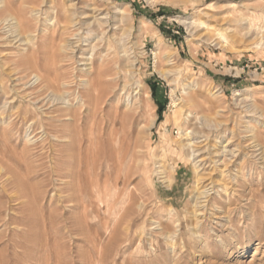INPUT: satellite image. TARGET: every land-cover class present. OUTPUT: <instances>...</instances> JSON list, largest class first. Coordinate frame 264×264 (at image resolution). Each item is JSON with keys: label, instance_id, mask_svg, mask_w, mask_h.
Returning <instances> with one entry per match:
<instances>
[{"label": "rangeland", "instance_id": "rangeland-1", "mask_svg": "<svg viewBox=\"0 0 264 264\" xmlns=\"http://www.w3.org/2000/svg\"><path fill=\"white\" fill-rule=\"evenodd\" d=\"M11 8L23 26L13 39L0 21V264H264V31L238 21L264 25V0Z\"/></svg>", "mask_w": 264, "mask_h": 264}, {"label": "bare ground", "instance_id": "bare-ground-1", "mask_svg": "<svg viewBox=\"0 0 264 264\" xmlns=\"http://www.w3.org/2000/svg\"><path fill=\"white\" fill-rule=\"evenodd\" d=\"M11 4H12V0H0V21L2 22V21H4V20H7V18L8 17H11V20H14V22L12 23V24H8V26L10 27V29L8 30L9 32H10V35L9 36H13V39H16L17 37H19V34H20V30H21V27L23 26V21H22V14L19 12V11H15V13L13 14V13H11L13 10H12V8H11ZM14 12V11H13ZM119 13V20H124L126 23H128L129 22V17L126 15V13H124V11H119L118 12ZM24 14V13H23ZM10 19V18H9ZM246 21L245 23H246V27H245V29H246V32L247 33H249L248 31H251L252 29L253 30H258L259 32H263L264 31V25H257V26H254L253 24H252V21H253V19L250 17V18H247V19H245V18H240L238 21ZM183 22L185 23V24H187V28H192V29H194V28H197V27H200V26H202V24H203V22H201V21H195V20H191V21H188L187 19H184L183 20ZM3 24V23H2ZM27 28V27H26ZM17 31V32H16ZM19 31V32H18ZM233 31V30H232ZM220 32V29L218 30V32H217V34L221 37V36H223L224 34H222V33H219ZM8 33V32H7ZM264 37V36H263ZM263 37H262V39H263ZM13 39H11V40H13ZM81 40V39H80ZM221 40V39H220ZM222 41H223V43H226V44H223V45H225V47H227V45H230L231 46V44L229 43V39H227V37H225V36H223L222 37ZM9 42H11V41H9ZM218 43V42H217ZM260 44V43H259ZM257 46H258V44H257ZM21 60V59H20ZM22 62V61H21ZM24 62V61H23ZM27 62H28V60H27ZM23 64V63H22ZM25 64V63H24ZM23 64V65H24ZM36 64V63H35ZM37 66V65H36ZM40 66V65H39ZM168 71H171V70H168ZM47 74V73H46ZM36 75V77L37 78H40V76L39 75H37V74H35ZM52 77V76H51ZM53 79V78H52ZM56 79V78H55ZM47 80H48V78H47ZM44 82V81H43ZM92 82V81H91ZM87 83V84H90L91 86L89 87V90L87 91V95H90V92H94V91H96V86H95V83ZM42 84H44V83H42ZM41 84V85H42ZM50 84V83H49ZM89 86V85H88ZM235 93V95H240V92H238V91H236V92H234ZM106 94V93H105ZM86 95V96H87ZM107 96V95H106ZM42 97V96H41ZM81 97H84V96H81ZM100 98V97H99ZM43 99V98H42ZM41 99V100H42ZM82 99V98H81ZM57 100V99H56ZM172 103H175L174 101L172 102ZM58 104V103H57ZM49 106H50V104H49ZM55 106H57V105H55ZM68 106V105H67ZM81 106V105H80ZM42 108V107H41ZM52 108V107H51ZM250 108V106L248 107V109ZM50 109V108H49ZM58 110H60V109H58ZM64 110V109H63ZM70 108L67 110V112H68V114H70ZM43 111V110H42ZM55 111H57V110H55ZM248 111V110H247ZM250 111V110H249ZM44 112V111H43ZM61 112V111H60ZM41 113V112H40ZM56 113V112H55ZM54 113V114H55ZM39 115V114H38ZM44 118V117H43ZM66 118V117H65ZM68 118V117H67ZM107 120H109V122L111 121L112 123L111 124H113V127H112V129H111V133H113V132H115V131H117V129H115L114 128V123H115V121H116V116H115V118L114 119H112V117H110V114H108V119ZM50 121V120H49ZM108 122V123H109ZM119 123H121V122H119ZM121 124H123V123H121ZM120 124V125H121ZM91 125H93V124H91ZM124 125H122V127H123ZM122 127H120V130H121V128ZM110 129V128H109ZM83 131V130H82ZM39 132V131H38ZM75 133H76V131H75ZM90 134V133H89ZM95 134V133H94ZM36 135V134H35ZM46 135V134H45ZM76 135V134H75ZM88 135V134H87ZM115 135H116V132H115ZM90 136V135H89ZM97 137V136H96ZM66 138H67V136H66ZM75 138V137H74ZM90 138H91V136H90ZM93 139V138H92ZM55 140V139H54ZM71 140V139H70ZM89 140V139H88ZM96 140V139H95ZM100 140H101V138H100ZM98 141V140H97ZM80 142V141H79ZM106 142V141H105ZM119 142H120V139H118V138H116V136L114 137V146H115V150H116V152L118 153V158H119V156H120V144H119ZM183 146H188V147H191L192 146V142L191 141H188V142H186V143H183ZM83 148H85L84 146H82ZM88 147V146H87ZM86 147V148H87ZM84 150V149H83ZM83 150H82V152H83ZM126 151V150H125ZM128 152V151H127ZM130 152H131V150H130ZM196 152V150H190L189 152H188V156L189 157H191V156H194V153ZM78 153H79V151H78ZM129 153V152H128ZM125 155V154H124ZM196 155V154H195ZM71 163V162H70ZM77 163V162H76ZM196 163V162H195ZM82 164H83V162H82ZM80 165V164H79ZM72 167V166H71ZM74 167H76V166H74ZM79 169V168H78ZM0 170H1V168H0ZM4 171V170H3ZM77 174V173H76ZM83 174V173H82ZM76 177V176H75ZM78 178V177H77ZM3 179H5V178H3ZM73 180V179H72ZM75 180V179H74ZM73 180V181H74ZM79 180V179H78ZM81 180V179H80ZM78 182V181H77ZM73 183V182H72ZM79 183H81V182H79ZM79 183H78V185H79ZM75 185V184H74ZM82 185V184H81ZM209 185V184H208ZM169 187H170V185H168ZM223 186V185H222ZM79 189H80V187H79ZM87 189V188H86ZM84 190V189H83ZM80 191V190H79ZM98 191V190H97ZM81 192V191H80ZM83 192V191H82ZM206 192V190H203V192L202 193H205ZM88 193V192H87ZM97 193V192H96ZM79 194H81V193H79ZM98 194H99V191H98ZM101 194V193H100ZM104 194V193H103ZM75 195H76V193H75ZM97 195V194H96ZM102 195V194H101ZM71 196V195H70ZM98 201H99V203L102 205V206H104V204H103V200H102V198H101V196L100 195H98ZM81 200V199H80ZM98 203V204H99ZM98 206H100V205H98ZM100 208V207H99ZM102 210V209H101ZM86 211V210H85ZM1 215V214H0ZM116 220V219H115ZM110 232H112V231H110ZM111 240V239H110ZM109 240V241H110Z\"/></svg>", "mask_w": 264, "mask_h": 264}]
</instances>
